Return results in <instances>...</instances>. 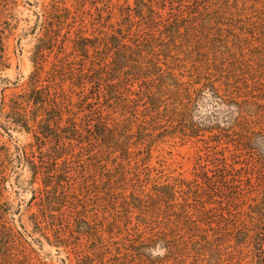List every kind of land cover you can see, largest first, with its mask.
Masks as SVG:
<instances>
[{"label": "trees", "instance_id": "obj_1", "mask_svg": "<svg viewBox=\"0 0 264 264\" xmlns=\"http://www.w3.org/2000/svg\"><path fill=\"white\" fill-rule=\"evenodd\" d=\"M258 1L44 5L29 80L8 95L1 77L2 135L32 141L0 139V264H48L45 244L61 264H264V90L252 92L236 69L251 68L246 52L223 33ZM191 58L208 72L187 74ZM11 65L0 30V74ZM170 129L204 142L193 178L151 164ZM15 175L33 187L28 202L5 194Z\"/></svg>", "mask_w": 264, "mask_h": 264}, {"label": "rangeland", "instance_id": "obj_2", "mask_svg": "<svg viewBox=\"0 0 264 264\" xmlns=\"http://www.w3.org/2000/svg\"><path fill=\"white\" fill-rule=\"evenodd\" d=\"M52 1L53 0H18V5L13 6L11 15H7L5 13V0H0V30L4 32L12 63L11 68L6 69L0 74V91L4 86L1 80L2 76L11 80V82H5V86H10L5 90L8 95L12 94L17 89L20 90L29 80L31 73L35 69L32 62V55L33 48L36 44V35L32 33L30 26L35 25L37 14L42 12L44 5H48ZM257 3L256 9L252 11H241L239 14L232 11V13L228 14L231 18L228 22H232L233 26L230 28L227 24L223 25L224 36L229 40L237 56L242 57L240 52H246L244 60L251 64V68L244 66L241 69L242 71L240 68L236 69L248 75V82L252 88V92H255L254 94H258L260 90H264V0H259ZM68 4L70 5L72 2L70 1ZM5 20H8L9 23L13 25V28L7 25ZM229 29H233L236 34H240V37L238 35L233 36ZM182 56H185V54ZM197 57L200 58L199 55ZM50 61H54V56L50 57ZM235 63L236 60L234 58L229 66H234ZM187 66V70L189 69L187 74L197 76L199 71L203 73L208 72L204 68V63L202 61H194L192 58L188 60ZM194 66L196 69H194ZM51 67V62L46 64V70H50ZM212 72L214 74L213 78H216L218 72L215 70H212ZM188 78L189 77H186V79ZM220 83L221 82L218 84L220 85ZM67 85L68 84H66V88L68 89ZM222 87L224 86L222 85ZM73 98L77 100L75 94ZM209 112L210 107L203 106L197 114H207ZM195 116V118H198L197 115ZM114 118H116V121H123V117L118 114H115ZM171 130L172 129L168 132H163L157 138L155 143L156 150L154 151V158L151 164L165 170V172L173 176H180L183 174L184 177L193 178L199 164L201 162L206 163V153L203 150L204 142L201 141L200 138H186L180 133L172 134ZM0 131V139L5 142H11L12 146L16 143L25 145L32 141L31 135L27 133L13 131V137L11 139L9 136L2 135L4 131L1 127ZM256 142L262 145L260 149L264 152V140L262 139ZM201 156L204 157L202 161L200 159ZM21 173V180L30 179L28 170H24ZM23 187L24 188H21L19 186L17 176H12L8 184H6L7 191L5 194L14 204H18L21 199L28 202L33 197V187L28 184H25ZM45 253L50 254L46 257L48 264H61L60 259L66 256L65 253L60 254L56 248L48 244H45L44 249L41 250L42 257L45 256Z\"/></svg>", "mask_w": 264, "mask_h": 264}]
</instances>
